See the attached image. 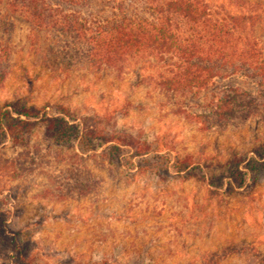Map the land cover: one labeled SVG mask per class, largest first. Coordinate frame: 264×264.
<instances>
[{
    "label": "rangeland",
    "instance_id": "rangeland-1",
    "mask_svg": "<svg viewBox=\"0 0 264 264\" xmlns=\"http://www.w3.org/2000/svg\"><path fill=\"white\" fill-rule=\"evenodd\" d=\"M253 33L264 44V27ZM50 42L0 0V106L67 108L125 151L109 160L99 158L109 152L101 139L56 145L42 123L0 144L3 231L20 240L30 263L260 264L264 170L251 174L241 164L239 184L226 163L252 156L264 142V120L195 118L213 89L194 98L166 93L156 67L69 64L48 53ZM138 144L148 145L145 155ZM187 160V169L174 167ZM210 175L220 187L207 184ZM12 256L0 244V264H15Z\"/></svg>",
    "mask_w": 264,
    "mask_h": 264
},
{
    "label": "trees",
    "instance_id": "trees-1",
    "mask_svg": "<svg viewBox=\"0 0 264 264\" xmlns=\"http://www.w3.org/2000/svg\"><path fill=\"white\" fill-rule=\"evenodd\" d=\"M5 5L50 34L47 51L52 57L116 70L133 61L138 70L156 67V85L166 93L194 98L213 89L195 118L207 116L219 125L264 120V44L253 33L264 27V0H5ZM88 120L61 106L28 107L17 100L0 106V144L17 141L42 123L43 135L56 145L101 139L109 144V152L99 158L109 160L125 151L119 138L105 136ZM135 147L139 155L149 149ZM251 153L226 163L239 184L244 180L241 164L251 174L264 170V142ZM178 163L172 166L185 170L190 165L188 160ZM206 181L210 187L221 186L219 176ZM5 222L0 210V244L12 253L15 264H31L20 240L4 233ZM258 262L264 264V256H258Z\"/></svg>",
    "mask_w": 264,
    "mask_h": 264
}]
</instances>
